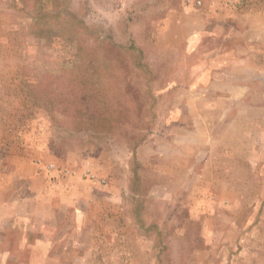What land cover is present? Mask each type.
<instances>
[{"label":"rangeland","instance_id":"1","mask_svg":"<svg viewBox=\"0 0 264 264\" xmlns=\"http://www.w3.org/2000/svg\"><path fill=\"white\" fill-rule=\"evenodd\" d=\"M30 222L49 264H264V0H0V264Z\"/></svg>","mask_w":264,"mask_h":264},{"label":"crops","instance_id":"2","mask_svg":"<svg viewBox=\"0 0 264 264\" xmlns=\"http://www.w3.org/2000/svg\"><path fill=\"white\" fill-rule=\"evenodd\" d=\"M24 213L25 212H23L21 208H19L16 212L17 215H21ZM15 218H17V216H15ZM28 224H29V226H28V228L24 229L23 235L27 234L28 232H31V231H29V229L34 230L33 232H35L36 230H39L38 228L36 229V227L33 225L32 222H30ZM44 227H46V226L44 225ZM24 241H25L26 245L29 246L28 256H27V259H25V261H27L28 264H49L51 262V255H52L51 253L53 252L55 245H57L56 240L49 238V237H45V236H43V237L38 236V237L30 240L25 235ZM58 245H59V243H58ZM2 258H4V256ZM6 258H7V256H6ZM8 258H10V260L12 258L14 260H19V261L21 260L22 261V258L20 259L19 254H17V253L10 254L8 256ZM63 259H61V261H63V262L66 261ZM5 260L6 259L3 260L0 258V261H2V262Z\"/></svg>","mask_w":264,"mask_h":264}]
</instances>
